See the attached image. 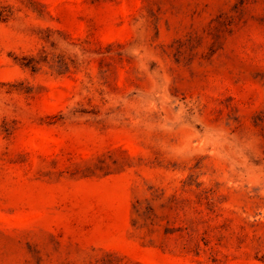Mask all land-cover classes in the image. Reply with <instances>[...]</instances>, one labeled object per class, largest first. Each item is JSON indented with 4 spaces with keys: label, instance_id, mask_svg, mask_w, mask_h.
<instances>
[{
    "label": "rangeland",
    "instance_id": "rangeland-1",
    "mask_svg": "<svg viewBox=\"0 0 264 264\" xmlns=\"http://www.w3.org/2000/svg\"><path fill=\"white\" fill-rule=\"evenodd\" d=\"M0 264H264V0H0Z\"/></svg>",
    "mask_w": 264,
    "mask_h": 264
}]
</instances>
